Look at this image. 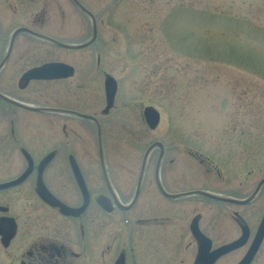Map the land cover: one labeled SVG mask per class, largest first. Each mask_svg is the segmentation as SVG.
Wrapping results in <instances>:
<instances>
[{"label": "flooded vegetation", "instance_id": "1", "mask_svg": "<svg viewBox=\"0 0 264 264\" xmlns=\"http://www.w3.org/2000/svg\"><path fill=\"white\" fill-rule=\"evenodd\" d=\"M45 4L34 17L37 27L33 28L19 25L7 29L10 19H2L4 16L0 13V84H14L22 94L38 83L51 82L57 101L64 99L68 103L42 107L0 90V96L6 98L0 97V102L8 107L4 109L7 127L0 136L5 139L0 141V154L3 155L0 156V170H5L3 177L9 175V179L0 180V186L20 179L30 169L24 181L0 189V247L6 251L8 264H264V208H249L264 185L248 203L232 202L250 199L264 176L253 191L245 194L242 190L247 189L246 183L252 174L248 171L236 189L235 182L230 180L234 178L233 173L225 175L212 157L213 151L200 147L203 142L195 140L201 136L198 131H188L183 126L173 127L178 131H167L164 142L150 144L148 148L154 144L161 146H155L146 162L143 158L140 167L125 166L123 160L109 156L113 151L107 144L108 129H121L123 116L116 113L117 93L113 105L108 108L107 72H102L103 105L101 98L92 99L90 95L92 72L87 61L82 63L81 69L66 60L48 62L72 67L73 75L69 78L23 80L26 72L46 64L19 71L27 53L33 49L25 45L23 36L49 42L66 51V56L71 58L69 53L87 47H70L88 43L97 27V19L87 15L92 26L88 40L68 43L54 39L59 33L68 34L64 29L66 23L63 19V28L60 27L54 11L58 8L55 0ZM48 5L56 13L51 32L45 28L49 25ZM3 9L12 10V4L5 3ZM21 28L33 34L15 35ZM44 29L48 31L43 32ZM96 65L101 69L100 59ZM92 100L96 106L98 104L94 111H91ZM21 111L38 116L52 115L51 140H44L39 135L40 130H36L40 138L25 133L28 129L24 121L29 119L24 120L25 114L20 115ZM30 124L29 129H42ZM40 141L45 144L42 146ZM189 158L195 162L191 166ZM149 166L152 167L150 176ZM191 169L194 172L191 173ZM147 177L163 205L138 208ZM39 180L60 203L75 212L64 213L65 209L47 204L37 193ZM79 180L89 196L86 206ZM130 180L135 181L134 195L124 202L116 184L124 185ZM189 183H193V187L188 186ZM0 264L7 262L0 257Z\"/></svg>", "mask_w": 264, "mask_h": 264}, {"label": "rangeland", "instance_id": "2", "mask_svg": "<svg viewBox=\"0 0 264 264\" xmlns=\"http://www.w3.org/2000/svg\"><path fill=\"white\" fill-rule=\"evenodd\" d=\"M48 1L0 0V13L5 17L0 15V18L10 19L11 23H6L11 30L19 25L37 27L33 19ZM78 1L97 19L96 43L83 51L69 53V59L66 51L49 42L23 36L25 45L33 49L27 50L25 64L19 71L56 60H66L80 69L83 62H90L92 99L101 98L104 103L102 72L118 83L116 113L122 114L123 125L119 130L108 129L107 144L113 151L110 157L123 160L125 166L133 164L137 169L150 144L164 142L167 131H178L173 127L183 126L188 131H198L201 136L195 140L203 142L200 147L213 151L212 157L225 175L233 173L230 180L235 182L236 189L244 174L251 171L247 189L242 192L253 191L264 176V0ZM55 2L60 27L63 28L64 19L68 34L59 33L53 38L68 43L88 40L92 35L88 16L71 0ZM5 3H11L12 10H4ZM51 8L47 6L49 25L45 26L50 32L56 15ZM99 59L101 69L96 65ZM0 90L42 107L68 104L64 99L57 101L51 82L38 83L22 94L14 84H0ZM91 102L94 111L98 104L95 105V100ZM146 108H154L160 114L156 129L149 128L144 120ZM4 109H8L7 105L0 102V136L7 127ZM20 115H24V120L29 119L24 121L28 129L25 133L36 138L40 130L44 140H51L52 115L38 116L23 111ZM30 122L42 129H29ZM233 129L237 132H228ZM4 140V136L0 137V141ZM40 142L42 146L45 144ZM194 163L188 159L190 166ZM4 171L0 170V180L9 179V175L3 177ZM147 172L150 176L151 166ZM151 183L147 177L138 208L163 205ZM134 185L133 180L116 184L124 202L133 197ZM188 186L193 187V183ZM249 208H264V188ZM5 254L0 247V257L8 264Z\"/></svg>", "mask_w": 264, "mask_h": 264}, {"label": "water", "instance_id": "3", "mask_svg": "<svg viewBox=\"0 0 264 264\" xmlns=\"http://www.w3.org/2000/svg\"><path fill=\"white\" fill-rule=\"evenodd\" d=\"M75 4H77V6L86 14L90 15L89 11H87L77 0H72ZM21 32H26V33H30L33 34V32H31L30 30L26 29V28H21L19 29L15 35L21 33ZM35 35V34H34ZM96 35H97V31H96V27H94V31H93V37L91 39L90 42H88L85 45L82 46H76V47H70V48H82V47H86L91 45L92 43H94L95 39H96ZM45 39L50 40L51 42H53V40L44 37ZM73 75V68L66 65V64H60V63H48L45 64L43 66L34 68L29 70L28 72H26L23 76V80L29 82L31 80H43V81H53L56 79H63V78H69ZM117 93V82L116 80L111 77V76H107L106 77V81H105V94H106V99H107V103H108V108H110L115 100V96ZM2 99L6 100L5 97L0 96ZM144 119L147 123V125L151 128L154 129L155 127H157L160 123V114L157 110H155L154 108H146L144 110ZM155 146H161V144H154L152 145L146 152L145 154V158L144 161L146 162L150 151L155 147ZM50 157V156H49ZM30 173V169L25 173V175L23 177H21L20 179L11 182L9 184H4L0 186V189H4V188H8V187H12L14 185H18L19 183H21L22 181H24V179L29 175ZM79 182H81V187L83 189V192H85V206L87 205L88 202V194L86 192V189L84 188V185L82 186V180H79ZM264 185V179L260 182L256 192L253 194V196L246 200V201H238V200H232V202L234 203H239V204H246L248 203L251 199H253V197L257 194V192L259 191V189ZM37 193L38 195L49 205L51 206H55V207H60L65 209L66 211L64 213H73L75 212L74 210L69 209L67 206H65L64 204L60 203L43 185L42 181L39 180L38 183V188H37ZM138 197V192L136 194V199ZM167 197H172V196H167ZM121 206V205H120ZM129 208V207H128ZM264 231V230H263Z\"/></svg>", "mask_w": 264, "mask_h": 264}]
</instances>
